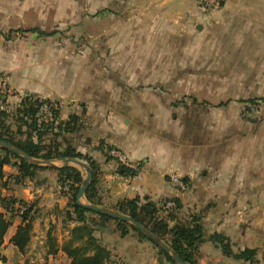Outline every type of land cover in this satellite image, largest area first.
Segmentation results:
<instances>
[{
  "label": "crops",
  "instance_id": "0c3cea01",
  "mask_svg": "<svg viewBox=\"0 0 264 264\" xmlns=\"http://www.w3.org/2000/svg\"><path fill=\"white\" fill-rule=\"evenodd\" d=\"M70 2L73 1H67ZM5 3L0 1V7L5 8ZM33 6L37 7L33 4L24 7ZM127 7L137 10L138 24H151L155 9L165 10L169 17V10H181L172 13L171 20L192 34L194 49L182 48L180 54L196 58V72L212 74L213 88L235 92V96H228L229 100L219 101L218 105L237 102L246 105L254 96L264 99V0H226L218 10L202 8L200 0H131ZM188 12H193L194 18H188ZM0 37L4 38L3 32ZM136 40H140V34ZM124 52L127 58L129 55L137 58L131 64L125 63L132 72L141 69L139 57L150 55L140 48L131 50L129 55ZM55 53L38 52L26 45L14 54L0 49V57L4 55L0 63V80L4 82L1 88L13 92L11 101H19V96L26 93L57 100L61 104L60 119H68L70 115L78 118L79 125L66 134L69 143L63 147L71 145L97 163L98 197L103 204L138 198L141 203H153L159 208L160 201L175 198L181 214L186 213L183 217L199 219L206 237L213 232L222 233L228 237L233 251L255 248L257 257H264V116L263 129H254L246 124L244 113L226 110L214 113L203 108L189 113L171 99L156 97L154 89L150 95L138 87L109 82V73L93 66L89 52ZM148 68L141 70L148 72ZM236 90H242L239 96ZM250 90L259 91L250 95ZM1 98L9 101L3 95ZM101 142L139 162L135 174H122L117 160L99 149ZM77 169L83 177L82 170ZM3 171H9L10 177L18 173L13 165H4ZM170 173H177L187 181L189 189L177 191L168 180ZM56 179L54 170L45 169L36 185V188L43 186L41 189L33 190L27 183L21 188L13 187L10 194L25 200L38 191L44 193L47 203L37 211L39 216L32 222L31 238L23 252L9 242L21 221L15 217L0 247V264H58L61 260L68 264L65 253L60 249L55 254L48 253L47 246L49 227L54 223L62 222L68 227L64 228L65 239L69 228L79 224L75 221L64 224V216L60 217L53 208L57 206L63 213L69 202L68 195L55 190ZM2 182L3 190L7 185L4 177ZM89 213L86 222L109 250L111 264H171L135 231L129 230L122 236L114 220ZM45 221L51 225L44 232L40 226ZM60 240L56 248L62 243ZM208 248L219 252L208 240L199 246L201 252ZM219 260L227 259L209 256L207 264Z\"/></svg>",
  "mask_w": 264,
  "mask_h": 264
},
{
  "label": "rangeland",
  "instance_id": "374dc122",
  "mask_svg": "<svg viewBox=\"0 0 264 264\" xmlns=\"http://www.w3.org/2000/svg\"><path fill=\"white\" fill-rule=\"evenodd\" d=\"M67 1L73 2L68 4ZM3 2H6V7H0V33L3 32V36L6 40L0 37V49L5 48L14 54L19 48L26 45L29 49L32 48L42 53L45 51L55 53L58 50L62 52V54L70 55L71 53L87 54L89 52V56H91L93 61V66H96V69L100 72L107 71L109 73V82L114 80L124 85L138 87L140 91L150 92V95L152 89H154L156 97L171 99L174 103H179L180 106L185 107L189 113L191 111L196 112L201 108L207 112L214 113L222 112L223 110L244 113L246 124H249L254 129H263L264 99H259L258 96H254L252 97L254 99L250 100L246 105L243 103L239 104L238 102L232 103L231 105H218L217 102L219 101L223 102V100H229L230 98L228 96L234 95V90L213 88L210 82L212 74L196 72V58L192 55L184 57L180 54L182 48L186 49L187 47L188 49H194L192 39L190 40L192 34L187 33L183 29V26L172 23V13L174 15L181 11L180 9L173 8L169 10L171 12V17L167 16L168 14L165 13V10L155 9L151 14L155 17L151 24H148V22L138 24L140 21H136L138 16L137 10L127 7L130 6L131 0H41L39 3L30 0H3ZM31 4L37 5V7H24L25 5ZM89 4L96 5L97 7H88L87 5ZM189 16L194 18L193 12H188V18ZM186 18L187 17H184L183 20H186ZM33 28H39L51 34L38 36L31 31ZM137 34H140V40H136ZM143 38H146V40H142ZM138 44L139 46H137ZM136 48L149 52V56L139 57L141 62L139 68L142 69L149 66L150 71L146 72L140 69L137 72H132L126 67L125 63L129 62L131 64L132 59L137 60V58L129 55L131 50H135ZM121 50H123V53ZM125 50L129 55L128 58L125 56ZM3 60L4 55L0 57V63ZM1 85L2 81L0 80V109L5 108L11 113L17 108L19 101H16L17 99L11 101L12 98L9 93L5 88H1L3 86ZM241 91L242 90H236V96H239V92ZM256 91L259 90H250V93H248L252 95L256 94ZM2 95L7 97L9 101L6 102V99H2ZM51 101L57 100L50 99V102ZM195 102L198 103L196 104ZM206 102H210L211 105H201ZM228 107L233 110H228L230 109ZM51 109L53 111L56 110L59 116L58 118H60L61 106L57 109ZM53 111L43 106L38 113L39 120H43L48 124L54 122L55 127L58 121H55V118H53ZM11 118L12 116L10 114V129L13 130L14 133L16 130V123ZM243 122H245V120H243ZM225 123H228V121H225ZM54 132H58L56 127L52 128L49 132L46 131V139L44 140L49 143L54 139L57 140L56 142L68 141L66 134L59 135L58 133L56 137H53L55 136L53 134ZM24 133L25 128L22 127V131L20 133L15 132L14 136L19 140H24ZM102 143L103 149L100 150L107 157L115 159L108 154L109 148L112 147L104 142ZM54 160L56 165L62 164L60 163L62 159ZM79 160L88 166L86 161L82 159ZM117 163L119 164L118 161ZM70 165L80 168L83 174H86L84 167L74 163ZM42 171V169L37 170L36 176L31 180H20L16 178V176L10 177L9 171H6L4 173V178L5 184L7 185L3 190L0 187V196L14 198L15 200L20 199L26 204L31 205V214L35 219L39 216L37 215V211L46 207L45 203H47V197L44 193H39L38 191L31 199L25 200L14 193L10 194V192L13 191V187H24L23 183L29 184L33 190L41 189L43 186L36 188V185L39 181L38 179L41 178ZM0 180V186H2V179ZM58 186L59 184L57 181V185H55L54 188L58 193L60 192L62 194L68 191V189L64 190V188ZM53 200H56V198ZM168 200L170 199L160 201L159 208L155 207L157 208L156 216L165 219H167V217L174 218L173 222L168 221L169 226H172L174 222L189 224L190 220L183 217L186 213L181 214L179 211L180 206L177 205L176 209L171 211L163 209V204ZM117 203V201H105L104 207L115 210ZM53 208H55L56 213H59L60 217L64 216V212L62 213L59 207L55 206ZM144 219L145 222H147V218ZM42 223L43 221H41V224ZM68 223L69 222H65L64 224L68 225ZM127 224V227L131 229L132 225L129 222H127ZM50 225L51 224L45 221V224L40 227L43 228L45 232L46 227ZM64 228L68 227H65L62 222L58 225L54 223L53 227H49L47 239V246H49V248H54L59 244V238H61V242L65 240L67 235H64ZM60 235L62 236L60 237ZM156 250L161 258L166 259L157 248ZM209 256L227 259L222 261H226L230 264H250L232 257H227L221 253L220 249L219 252L216 253L213 252L211 248L203 252L199 249L193 252L196 264H207ZM256 259V264H263V256L257 257L256 255ZM57 260L59 261V258H57ZM169 262L171 264H178L175 261ZM58 264H65V261L61 260Z\"/></svg>",
  "mask_w": 264,
  "mask_h": 264
},
{
  "label": "trees",
  "instance_id": "16d2710c",
  "mask_svg": "<svg viewBox=\"0 0 264 264\" xmlns=\"http://www.w3.org/2000/svg\"><path fill=\"white\" fill-rule=\"evenodd\" d=\"M31 31L41 36L51 34L40 30L39 28H33ZM49 102L50 99H41L34 94L26 93L20 98L17 108L11 113H9L5 108L0 109V140H4L21 148L33 158H75L86 161L88 167L92 171V180L85 191V199L89 203L105 206L98 197L97 183L99 166L92 159V157L88 154L76 151L71 145L63 147V144L69 143L68 141L56 142L57 140L54 139L51 144L44 140L46 139V131L49 132L52 128L56 127L58 130V132L53 133L55 135L53 137H56L58 133L59 135H65L73 132L79 125L78 118L74 115H70L69 118L65 120L58 118V113L56 110L53 111L50 108ZM43 106H46L54 112L53 118H55V121H58L55 127L54 122H50L48 124L43 120H39L38 113ZM10 114L12 116L11 119L16 123V130L14 133H20L22 131V127L25 128L24 140L15 138L13 130L10 129ZM99 149H103L102 142L99 145ZM4 165H13L18 172L16 178L20 180L33 179L39 169H52L56 173V178L60 188H63L65 185L68 186V191L63 192V194L69 196L67 208L64 210V220L65 222L75 221L79 224L69 228V236L60 244V248H56V246L54 248L50 247L48 253L55 254L58 249H60L69 259L68 264H111L109 262V250L101 244L98 238L94 236V228L86 222L87 213L95 212L89 211L76 204L75 197L83 178L80 171L76 167L71 165L50 167L48 165L32 164L12 151L0 147V179H3L4 177ZM120 171L124 175L135 174L134 170L124 168L122 166L120 167ZM117 202L116 211L136 219L147 230L166 242L188 264H196L193 252L194 250H198L199 246L206 240L210 241L215 247L219 248L221 253L227 257H232L236 260H241L250 264H256L257 259L255 248H244L235 252L231 247L228 237L224 234L213 232L206 237L203 233V227L199 222V219L196 217L191 218L189 224L174 222L172 226H169L168 221L173 222L174 218H158L156 216V208L153 203L143 204L138 198L121 199ZM176 202L179 206L177 199ZM31 211L32 206L26 204L23 200H15L14 198L0 196V247L4 242V237L8 228L13 224L16 216L20 217L21 221L16 227L13 235L10 237L9 242L17 247L20 252L25 250V247L31 238L32 222L34 220ZM98 215L103 219L114 220L117 224V229L120 235L123 236L129 232V230L133 229V231L139 235L140 239L149 241L138 231L137 228L133 226H131V229L128 228L127 222L102 214ZM144 218H147V222H145ZM154 246L168 261L174 262V260L166 252L155 244Z\"/></svg>",
  "mask_w": 264,
  "mask_h": 264
},
{
  "label": "water",
  "instance_id": "95a60500",
  "mask_svg": "<svg viewBox=\"0 0 264 264\" xmlns=\"http://www.w3.org/2000/svg\"><path fill=\"white\" fill-rule=\"evenodd\" d=\"M0 147L8 149L12 151L13 153L17 154L20 157H23L28 162L32 164H38V165H49L51 167H59V166H67L71 163H74L76 165L82 166L85 168L86 174L82 178L81 185L79 187V190L77 192V195L75 197L76 204L79 205L82 208H85L89 211L95 212L97 214H102L106 216H110L111 218H115L118 220H122L125 222H129L133 227L137 228L140 233H142L149 241L153 242L156 246L161 248L164 252H166L176 263L178 264H188L186 263L178 254L175 252L166 242H164L162 239H160L158 236L147 230L140 222H138L136 219H134L131 216L122 214L118 211H115L113 209L95 205L92 203H89L85 199V191L88 188L89 183L92 180V171L91 169L85 165L82 161L75 158H64L62 159L63 163L61 165H56L54 159H38L33 158L30 155H28L25 151H23L21 148L6 142L4 140H0ZM214 264H230L226 261H217Z\"/></svg>",
  "mask_w": 264,
  "mask_h": 264
},
{
  "label": "built area",
  "instance_id": "2783aa9c",
  "mask_svg": "<svg viewBox=\"0 0 264 264\" xmlns=\"http://www.w3.org/2000/svg\"><path fill=\"white\" fill-rule=\"evenodd\" d=\"M225 1L226 0H200V5L202 8L206 10H218L219 8H221V6L223 5ZM2 85L4 86L3 81H2ZM6 91L9 93V95H13V92L10 89L9 90L6 89ZM20 98L21 96H19L18 98L19 101H20ZM60 106L61 104L59 101L50 102L51 108L57 109ZM108 154L113 156L119 162V164L124 168H128V169L136 171L139 167V162H134V161L129 160L123 153H121L120 151L114 148H109ZM168 180L170 184L179 192H184L188 190L190 187L188 182L185 181L183 178H181L177 173H170L168 175ZM63 188L64 190H67L68 186L65 185ZM176 205H177L176 199L172 198L163 204V209H165L166 211H171L176 208Z\"/></svg>",
  "mask_w": 264,
  "mask_h": 264
}]
</instances>
